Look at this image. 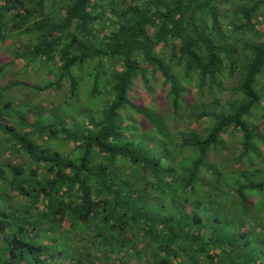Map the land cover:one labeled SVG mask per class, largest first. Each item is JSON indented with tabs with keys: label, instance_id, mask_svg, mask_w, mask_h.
Here are the masks:
<instances>
[{
	"label": "trees",
	"instance_id": "trees-1",
	"mask_svg": "<svg viewBox=\"0 0 264 264\" xmlns=\"http://www.w3.org/2000/svg\"><path fill=\"white\" fill-rule=\"evenodd\" d=\"M4 47L0 264H264V0H0Z\"/></svg>",
	"mask_w": 264,
	"mask_h": 264
},
{
	"label": "rangeland",
	"instance_id": "rangeland-1",
	"mask_svg": "<svg viewBox=\"0 0 264 264\" xmlns=\"http://www.w3.org/2000/svg\"><path fill=\"white\" fill-rule=\"evenodd\" d=\"M7 46H9V45H7ZM8 49H11V48L10 47H4V49L2 51H0V67L2 66V64H5V58H7L9 56L8 51H6ZM42 70H44V71L39 73L37 80H39L40 82L46 81V80H51L52 79L51 75H49V73L46 71V69L43 68ZM20 71H21V76L19 77V79H21V80L18 82L19 84L21 83L20 88H22V89L24 88L25 90H29L28 89V83L26 80L27 79L31 80L30 76L25 71H22L21 68H18V67L13 69V70H9L8 75L0 80V88L2 89L1 93H3V97H0V112L2 110H4L3 106H5L8 103L10 98L16 99V100H18L19 98H23V93H20L19 91H15L13 89L10 90L7 88L9 84L18 81L16 79V76L18 74H20ZM34 73H36V71H34ZM30 74H31V76H33L32 73H30ZM161 83H162V81H158V82H156V84L151 83V85L155 90H159ZM18 88L19 87H15V89H18ZM144 94H145V91H144ZM55 102L58 105L63 103L61 98L56 100ZM28 106H29V104L24 106V107L28 108ZM158 109H159V107L156 110H158ZM8 145H10V144L6 143L5 140L0 141V160H2V161H4L3 159L6 157L5 152L8 149ZM13 154H14V152L12 154L10 153V157L15 159L16 161H18L19 157L15 156ZM16 161H13L12 163L16 164L17 163ZM0 190H2V188ZM65 226L67 227L68 223H66ZM56 249H57L56 252H61V250L58 247ZM68 260H69L68 254H66V256L63 254L60 259H55V260L51 261V264H71V262H69Z\"/></svg>",
	"mask_w": 264,
	"mask_h": 264
}]
</instances>
